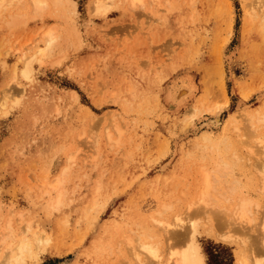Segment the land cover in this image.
<instances>
[{
    "label": "rangeland",
    "instance_id": "374dc122",
    "mask_svg": "<svg viewBox=\"0 0 264 264\" xmlns=\"http://www.w3.org/2000/svg\"><path fill=\"white\" fill-rule=\"evenodd\" d=\"M22 1L0 6V261L11 243L35 232L45 244L38 253L32 245L19 264H137L126 244L137 235L158 239L166 257L183 243L167 242L154 217L176 222L177 214L185 225L197 222L206 264L250 255L264 215V148L248 146L254 130L264 135V121L248 124L249 115H264V7L106 0L96 10L91 0H71L75 11L63 15L54 7L34 14ZM52 25L57 40L37 53ZM183 73L198 90L174 111L165 94ZM212 117L221 124L208 125ZM205 134L234 141L216 148L223 172L216 150L203 147ZM205 172L216 186L211 207L197 201ZM244 196L254 201L253 220L238 230L232 206ZM217 219L229 241L204 232Z\"/></svg>",
    "mask_w": 264,
    "mask_h": 264
},
{
    "label": "bare ground",
    "instance_id": "6f19581e",
    "mask_svg": "<svg viewBox=\"0 0 264 264\" xmlns=\"http://www.w3.org/2000/svg\"><path fill=\"white\" fill-rule=\"evenodd\" d=\"M18 1H20V0H17V1L15 0V2H18ZM28 1L31 3V6H32L31 10H32V8H33V11H34V9L36 10V11H34L35 12L34 14H37V11H39V10L44 13L45 11H43V10H46L49 7H54L57 12H59L63 15H64L63 12L65 10L70 9L71 11H75L74 1L71 2V0H28ZM136 1L137 0H131V5L134 6ZM7 2H11V0H0V6L2 7V5H5V3H6V5H8ZM21 2H23V4H24V1L21 0ZM107 2L108 1H106V0H91L90 1L91 4H89V5L92 6V4L93 5L95 4L94 7H96V10L100 9L102 7H103L102 9H105V7H107L106 4L110 3V2L109 3H107ZM257 2L261 4V6H262L261 9H263L264 0H257ZM254 3H255V1H254ZM6 7H8V6H6ZM244 11H245V13H247L250 10L248 8H245ZM42 12H41V14H42ZM67 12H69V11H67ZM250 13H252V12L250 11ZM12 14H13V12H12ZM63 15H62V18L64 17ZM261 17L264 19V11H262ZM12 19H15V18H12ZM54 26L55 25H52L47 30H45L44 36L42 34L43 39L45 37L46 43L44 42L45 45L44 46L42 45V47L39 46L40 49L38 47L39 51H37V53L38 52L44 53L45 50L48 49L49 47H51L52 43H54L55 40H57L58 37L55 36L54 31L57 29L58 26L57 27H54ZM32 56H34V54ZM31 59H32V57L29 60H31ZM30 62L31 61H29L27 65H31ZM28 67L29 66L25 67L23 70V73L27 77H28L27 74L30 72ZM29 75H30V73H29ZM197 90H198V85H197L196 81L194 80L193 76L191 74H188V73H183L182 75L175 77L168 84L166 94H165V98H166L171 110L175 111V110H179L181 107H183L187 103V101L189 99L194 97L197 93ZM2 103L3 102H1V104ZM219 111L220 110H217L216 112H219ZM212 118L207 123L208 125L218 126L221 124L220 119H218L217 117H212ZM254 118H255L254 115H249V122H248L249 126L253 125L254 122H256V121H258V122L264 121V115L257 117L256 120H254ZM191 122L192 121H190L189 123L191 124ZM235 128H236V130L238 129L237 126H235ZM261 133H264V132H261ZM236 136H239V137H236ZM263 136H264L263 134H260V132H258L256 130H254L249 135L250 140L252 142H254L252 145L248 144V146L250 148L252 147V151H255L256 149L260 150L261 147L264 148V137ZM237 138H240L239 139L240 141L243 140V138L239 134L235 135L234 140H238ZM203 139H205L209 142V143L207 142V144H204V146H203L204 148H205V146L210 145L211 146L210 151L212 153H214L216 150L215 153L218 155V157H217L218 159L216 158L217 159L216 165H217V167L220 168L219 171L223 172V170L227 167V163H225L221 157H220L221 159L219 158L220 154H218V153H220V151H219V149H216V148L218 147V144H220V142H223L225 145L224 146L225 150L232 149V144H234V141L229 138V135H225V134H223L221 139H218V140H214L210 136L205 134V135H203ZM260 143H261V145H258ZM198 147L199 146L197 145V148ZM198 149H201V148H198ZM202 151H204V150H202ZM232 151H234V148ZM259 153L261 154V152H259ZM262 153H263V149H262ZM72 157L73 156H71V159H72ZM67 161H68V159H67ZM67 167L65 169H69V167L68 168ZM62 171H63V169H62ZM262 171H263V169H262ZM203 177L204 178H203V182L201 184V190L198 193L197 201L201 202L202 205L203 204L209 205L211 203V202H209V200H211L210 198L212 197V191L216 188V186H215L214 181L212 180V178L210 177L208 172H205ZM60 180H61V175H59V176L56 175L54 182H50V184H51L50 186H52L53 189H57ZM58 201H59V199L56 200L57 204L54 205L55 207H57L56 205H58ZM93 201L95 202V200H93ZM236 202L237 203L234 206H232L233 210L231 209L233 211L232 220H233L234 224H237V226H238V227L237 226H235V227H237L238 230H240V228H243L244 225L249 220L252 219L253 209H251V206L254 203V201L252 198H250L248 196H244V197H241ZM195 203H198V202H195ZM196 205L199 206L200 204H196ZM211 205L213 207V203ZM263 205H261V206L263 207ZM198 206H197V208H198ZM188 207H190V205ZM195 208H196V206H195ZM263 208H261V210ZM201 209H202V207H201ZM214 209L215 208H213V210ZM217 209H219V208H217ZM258 209H260V208H258ZM191 210H193V209L191 208L189 211H191ZM198 210L199 209H197V211ZM193 211L195 212L196 209ZM157 212H160V211H157ZM213 212L215 213V211H213ZM217 212L218 211H216L215 214H217ZM220 213H219V215H220ZM157 216H160V215H157ZM262 216H263V218H262V222L259 223L260 225L258 228V232L250 238V246H249L250 255L243 254L242 252L239 253L238 254V264H261V263H263L264 254L260 255L257 253L259 251L264 250V215H262ZM151 217H153V216H151ZM174 217H175V220H177V219H179V220L175 222V221H171V220L170 221L166 220L167 218L160 219V218L154 217V221L159 225V227H158V225H157V227L161 230V232H164L167 242H170V244H171V241L183 243L181 245V247H176V246L173 248H172V246H171V248L168 247L169 250L168 251L166 250L167 252L165 251L166 257L162 256L163 250H162V247L159 245L158 239L157 240H153V239L145 240V239H142L139 235L134 236V237L129 236L128 238H126L127 239L126 244L129 246L128 249H130L131 254L134 256L137 264H146V263L152 264V261L154 262V260H155L156 264H206L204 254L201 250V246L196 239V236L199 233V228L197 226L198 224L196 225L197 222L195 221L196 222L195 223V222H193V220H191L192 222L188 226V225H185V224H188L187 222L185 224L180 222L182 219L178 216V214L175 215ZM181 217L184 218L182 215H181ZM224 217H223V219H224ZM229 218H231V217H229ZM189 220H188V222H189ZM229 225H230V223H229ZM225 227H226V225L224 224V220L217 219V221L211 222L208 225V227L206 226V229H204V228L203 229L207 235L212 236L215 239L220 240V242H221V241H229L231 239V234L229 233L230 230H228L229 232L223 231V230L227 229V228L224 229ZM152 238H153V235H152ZM45 241H46V239L38 232H35L33 234V236H31V237H29L27 234L21 235L20 238L14 243V245H13V243H11L6 248V250L4 251V254H2V260L0 261V264H19V263H21V261L24 260V257L26 255H29V256L32 255V252H33L32 251V249H33L32 245L33 246L35 245V247L37 248V253H38L39 252L38 250L42 249L43 245L45 244ZM167 245H168V243H167Z\"/></svg>",
    "mask_w": 264,
    "mask_h": 264
}]
</instances>
